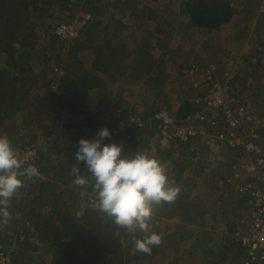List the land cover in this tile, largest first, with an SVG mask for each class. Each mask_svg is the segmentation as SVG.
<instances>
[{
    "label": "rangeland",
    "instance_id": "obj_1",
    "mask_svg": "<svg viewBox=\"0 0 264 264\" xmlns=\"http://www.w3.org/2000/svg\"><path fill=\"white\" fill-rule=\"evenodd\" d=\"M3 1H5L2 3L5 19H8L11 14L19 15L14 28L21 34L20 37L16 36L19 39L12 42V46L17 47L12 51L17 57L21 53L23 54V59H19V61L22 62V65H26L28 62L27 66L32 69L33 77L36 74V80L35 78L34 80L29 79L25 86H23L24 83L17 84V89L12 92V95L15 92V96L11 100L14 105L11 106L13 110L9 111L10 117L0 122L2 127L0 135L7 136L18 151L34 146L43 153L45 162L35 166L39 171H42L39 176L30 179L22 178L23 186L18 189L8 207L11 220L6 224L0 223V243L5 244L18 264H71L72 262L84 264L75 261L72 257L76 255L77 248L80 249L81 245L84 246L88 237L91 238V242L80 250L83 257H86L87 254L89 256L94 248L99 247L98 254L103 253L106 256V258L100 257L103 264H128L129 261L131 264H159L160 259L165 258L164 252L168 251L167 247L174 237L183 239L186 236L187 239H190L189 231L196 229V224L187 223L182 226V224L175 223V220L181 219L178 211L177 215L174 213L178 209L177 202L182 199L190 202L192 197L198 196H203L206 199L212 190L202 191L207 189L204 188L205 185L209 187L214 182L219 183L217 178L209 180V177L212 178L210 173L216 171L227 173L235 165V160H225L226 156L223 155L216 158L205 144L198 147L196 145L181 147L169 153L170 157H164L162 152L157 150V132L153 126L144 130V134L139 133L140 130L138 132L135 130L136 133L131 137H118V139L111 136L110 139L104 141V143L123 145L124 154L128 156L139 152L156 158L165 166L169 182L180 189L176 199L167 202L170 206L166 204L164 206L163 203L153 205L152 231L160 235L161 243L151 246V251L145 253L135 248V240L142 239L144 233L139 230L129 232L126 228L116 225L112 218L98 211L90 203L92 184L94 183L91 178L88 179V183L84 187L74 183L75 177L72 170L77 166L75 150L78 141L82 138L95 139L97 132L104 128L111 131L114 129L116 121H120L124 115H128L130 112L145 117V112L148 114L150 112L147 109L149 106H167L170 109L175 102H181L183 96L185 100L192 99L194 94L189 91V79L186 82L185 77L183 79L176 74L179 69L178 62H185V60L188 62L187 60L191 59L190 53L194 54L195 49L203 51L205 56L212 58L217 63H221L227 55L234 51L229 50L228 52L226 49L215 50L214 48L215 52L210 50L209 53L206 51L209 44L201 37L196 40L194 38L196 42L193 43L186 32L188 31L186 25H183L185 31L181 26L182 20L175 18L176 11L177 15L179 11L181 12L178 17L186 15L185 4L181 0H177L178 3L180 2L179 8L176 6L175 0H134L145 9L147 6L157 9V11L153 9V13L147 10L148 13L143 15V18L148 21L145 27L141 19L137 18L141 15H136V17L129 14L127 15L129 20L126 22V15H111L108 7L96 9L99 7L98 4L86 0H25V3L29 5L26 10L20 7L24 0ZM100 1L106 3L116 0ZM200 1L201 5L207 7L208 10L222 2H229L236 9L231 25H225L219 33L209 31L210 34L221 37V40H228L227 43L235 42L237 47H239V43L241 45L246 43L250 48H254V51H257V45H264V0ZM136 2L135 5H137ZM117 6L120 7L117 8L118 10L116 9L117 13L122 10L129 11L123 2ZM139 7L136 13L142 10ZM86 13L92 14L94 22L97 15H102L101 22L105 26L108 25L110 30H115L113 37H116V41H113L114 43H111L110 47L108 46L109 50L106 52H99L101 51L99 45L97 52L92 47V39L94 42L97 41L96 35H99L97 28L92 25L93 23L90 24L89 31L86 30L76 42H63L54 34L55 27L60 23L74 20ZM115 20L120 23V28L116 26L117 24L115 25ZM96 21L98 22V20ZM34 30L37 33L36 37L31 35ZM24 33L27 35L24 36ZM89 36L91 40L87 39ZM202 37H208V33H204ZM216 43L214 47L219 44L217 41ZM197 45H200V48ZM111 48L119 51H112ZM262 53L264 54V52ZM263 54H256L253 57H261V62L264 63ZM108 58L117 59L118 65L114 66L115 62L113 61L115 60L108 62ZM77 59L81 61V64L76 62ZM243 59L246 62L247 59ZM8 60L11 59L8 58L7 53L0 55V74L7 65L9 67L12 65L17 67L12 69L15 73L13 76H15L20 63L19 61L9 63ZM166 60L177 65L170 64L165 67ZM247 62H249L251 71L248 65L245 66V63L241 67L239 76L245 75V69H247L250 73L261 76L262 80L259 81V77H255V74L251 79L249 76H242V82L239 81L236 87L239 85V93L245 94L246 98L250 95L256 106L264 111V101L261 102V99H264V71L259 70L257 73V70L254 71V67L250 65V59ZM159 64L162 67H159ZM148 67H151L150 73L156 76L162 71L164 73L167 71L169 75H162L161 83L148 81V77L144 76L147 74ZM56 68H59L65 76L64 83L68 80L73 82L72 84L76 82L82 84L84 81L79 80L78 76L83 73L97 74L100 76L99 80L102 81H96L94 76L88 74L85 82L88 84L93 82L91 88L85 92L84 83L83 86L80 85L81 87L77 86L79 90L74 91L73 94L69 93L70 97H66L68 102L62 104L58 99H51V94L54 91V88L51 91V85H54L53 75ZM170 75H174V78H171ZM24 77L27 78V75L24 74ZM201 79V73H199L196 76V81L200 82ZM46 84L50 86L51 90L45 88ZM256 85L258 88L252 90ZM244 87L251 89L254 96L250 92L247 93ZM76 93H79L78 107L70 104L72 96ZM57 94H60L59 90ZM145 95H156L158 101L151 104V98L146 99ZM130 105L134 107L130 108ZM136 105L139 107L135 108ZM116 109L124 110V114L119 116ZM105 118H109L110 121L108 122ZM103 119L107 121V124H100ZM34 137H37L36 140ZM23 142L25 143L22 144ZM221 161L224 163L222 166L218 164ZM78 166L81 168L82 174L87 176V169L83 163ZM199 186L202 190L195 194ZM183 193H186L187 196ZM208 201L209 210L213 209L211 207L213 203L224 202L223 196L219 197L218 195ZM202 211L206 212V210H199L197 213H202ZM190 213L188 212V214ZM62 216L66 220H63ZM163 216L169 221H165L162 225ZM175 216L179 217L175 218ZM50 219H53V222L45 228L43 226H40L39 229L36 228L38 223ZM181 226L183 228H179ZM80 229L89 230L88 237L85 238L79 234L76 239L77 231ZM57 230L61 233H57ZM166 232L168 233L166 234ZM49 233H53L51 240H49ZM95 237L100 239L99 243L94 241ZM54 238L57 239L54 240ZM108 240L118 242L117 245L120 248L117 254L111 253ZM183 244L184 242H182ZM181 250L183 247L180 242L179 246L175 247V251Z\"/></svg>",
    "mask_w": 264,
    "mask_h": 264
},
{
    "label": "built area",
    "instance_id": "obj_2",
    "mask_svg": "<svg viewBox=\"0 0 264 264\" xmlns=\"http://www.w3.org/2000/svg\"><path fill=\"white\" fill-rule=\"evenodd\" d=\"M91 21V13L80 15L74 20L60 23L55 27L54 34L63 42H74L82 37ZM263 47L256 46V50L260 51L257 54L264 52ZM250 57V64L258 63V56ZM199 62L202 65L194 60L184 62L180 68V73L189 79L192 89L201 90L203 94L202 98L195 100L203 109L193 120H178L175 113L166 108H159L146 118L130 112L116 121L113 133L126 137L127 130L151 124L157 132L158 149L164 153L186 147L187 144L197 147L205 144L216 158L227 152L236 157L240 153L235 177L241 178L243 173L246 180L236 193L240 200H247L248 206L244 210L242 225L233 237L242 247L248 264H264V111L237 90L236 82L240 80V70L245 64L243 57L232 52L221 63L203 56ZM199 73L202 79L197 82ZM62 76L63 73L56 68L52 90L49 86L51 91L54 88L53 93L60 89ZM117 113L120 116L124 110L118 109ZM19 154L25 167L35 166L40 158L34 146L20 149ZM0 264H17L4 243H0Z\"/></svg>",
    "mask_w": 264,
    "mask_h": 264
},
{
    "label": "clouds",
    "instance_id": "obj_3",
    "mask_svg": "<svg viewBox=\"0 0 264 264\" xmlns=\"http://www.w3.org/2000/svg\"><path fill=\"white\" fill-rule=\"evenodd\" d=\"M96 137L78 141L77 166L72 170L74 183L84 187L91 178L94 183L90 203L116 225L129 232L144 233L142 239L135 240V248L148 253L151 246L161 243L160 235L152 231L153 205L174 201L180 189L169 182L165 166L156 158L139 152L128 156L123 145L104 143L111 137L107 128L99 130ZM80 163L87 169V176L82 174ZM39 175L34 165L24 166L9 138L0 135V223L11 220L8 207L23 186L22 178Z\"/></svg>",
    "mask_w": 264,
    "mask_h": 264
},
{
    "label": "crops",
    "instance_id": "obj_4",
    "mask_svg": "<svg viewBox=\"0 0 264 264\" xmlns=\"http://www.w3.org/2000/svg\"><path fill=\"white\" fill-rule=\"evenodd\" d=\"M98 2H100L98 5L99 7H96V8H100V9L105 8L106 9L108 7V9L111 12V15H119V14L121 16L126 15V22L129 20V17H127V15L130 14L132 16L141 15L140 17H137V16L136 17L141 19L144 27L148 24L147 19L143 18V15H144L143 10L136 13L137 8L133 7L131 4V3H134V5H135L136 1H134V0H116L113 4L109 1L104 3V2L99 0ZM122 2L129 9V11L125 9L126 12H124L122 10L123 12L120 11L119 13H117L118 12L117 8H120L117 5H119ZM174 2L176 4V6H178V4L180 3V2L178 3L177 0H175ZM136 6L139 7L140 4L137 3ZM179 7L180 6H178V8ZM185 9H186V15H183V17H178L179 14L181 15V12L179 11L178 15H177V11H176V13H175L176 17L175 18L176 19L180 18L179 19L180 21L182 20V23H181L182 27H183V25H186V27L188 28V31H186L184 29V27H183V29L187 32L190 39L193 40V43L196 42V41H194V38L196 40V39H198V37H201L203 40L204 39L206 40L207 44H209V47H206V49H207L206 51H210V50L215 51V50L226 49L228 52H229V50L235 52V50H236L235 53H237L241 57L244 56L243 58H246V59L250 55H255V51L253 50L254 48L253 49H252V47L250 48L249 45H246V43L244 45H241L239 43V47H237V44L235 42L227 43L228 40H225V39L221 40L220 39L221 37H217L214 34L213 35L210 34L209 30H207V29L191 26V19L189 17L188 8L185 7ZM95 17H96V15H95ZM96 20H98V24H99L98 27L96 26L97 31L99 32L98 33L99 35H96L98 37V40L94 42V40L92 39V41H91L93 49L94 48L96 49L95 52L98 51L97 50L98 45H99L98 46L99 50H101L104 47L105 48H108V46L110 47L111 43L113 44L114 43L113 41H116V37L115 38L113 37L115 30H113V29L110 30V28L107 27L108 25L105 26L104 23L101 22L102 15H97ZM96 20H95V23L97 22ZM232 20H233V18H232ZM232 20L227 24V26L232 24ZM115 22H116L115 25L117 24L116 26H118L120 28V23H118V20H115ZM183 23H185V24H183ZM204 33H206V34L208 33V37L203 38L202 35ZM120 35H122V33H120ZM88 39L91 40V38H88ZM216 41L219 44L217 47H214V45L217 44ZM223 43H225V44H223ZM234 46H236L237 48L235 49ZM92 47H90V48H92ZM197 47L200 48V45H197ZM214 48H215V50H214ZM216 48H219V49H216ZM115 50H117V49H112V51H115ZM190 54H191L190 57H192V59H194L193 54L192 53H190ZM261 54H263V53H260V55ZM263 57H264V54H263ZM216 60H220V59H216ZM182 62L183 61L178 62L179 69H178V72L176 74L177 76H180L181 78H183V77L180 75L179 70H180V67H181L180 65ZM165 63H166L165 67L170 66V64L171 65H177V64H172V62L169 63V60H166ZM161 64H162V62H161ZM95 65L98 66V64H95ZM149 66H151V65H149ZM159 67H162V66L159 64ZM249 69L251 71V67ZM150 70H151V67H148L146 69L147 74L144 76L148 77V81H151V82L161 83L160 81H161L162 75H164V74H166V76L169 75L167 73V71L165 73H164V71H162V73H160V74H158V76H156L153 73L151 74ZM256 70H257V73H259L258 72L259 70L264 71V63L261 62V65L259 66V68L255 69L254 71H256ZM158 71H160V70L158 69ZM245 71H246V74L242 75V76L243 77L249 76V79H251L252 75L255 74V73H253V74L249 73V71L247 69H245ZM88 74L91 75V73H88ZM91 76H94L96 81H102V80H99L100 76L97 74L96 75L93 74ZM242 76H241V78H242ZM170 77L174 78V75H170ZM255 77H259V79H260L259 81L262 80L261 76H258L255 74ZM239 81H241V80H239ZM238 88H239V85L237 87V90L240 91ZM255 88H258V86L256 85V87L252 88V90ZM244 89H246V87H244ZM246 92L252 93L251 89H246ZM159 96H161V94H159ZM144 97L146 99L150 97L151 98V104H154V103H156V101H158V99L156 98V95H150V96L145 95ZM183 101H185L184 96H183V99L181 102H175V104L172 106V108L170 107V109L173 111V113H176L178 111V109H179L180 105L183 103ZM262 101H264V99L263 100L261 99V102ZM130 106H131L130 108L134 107L133 105H130ZM138 107H139V105H136L135 108H138ZM160 107H162V106H159V105L149 106L147 108L150 110L149 114L147 112H145V113H146V115L147 114L150 115L152 112L156 111ZM106 119L109 121V118H105V120ZM149 126L151 128L153 125L145 124L142 127L138 128L137 132H138V130H140L139 133L144 134L143 133L144 130H147V128ZM219 129H221V128H219ZM153 134H154V132H153ZM263 136H264V134H263ZM223 156H226L225 160H232V161L236 160L235 165H234V170H230L227 173L221 172V171H216V172L210 173L212 175V178L209 177L210 178L209 180H214L217 178L219 180V183L214 182L215 184L212 183V186H209V187L205 185L204 188H207V189L202 190L201 186H199L197 191H196L197 188L195 189V191H196L195 194H197L198 192H201V190L206 191V192H208V190H212V193L210 195H208V197L206 199L203 196H198L196 198L192 197L190 199V202H188V201L186 202L184 199L177 202V204H178L177 205L178 206L177 211L179 213V216H181V219L175 220V223L176 224H182V226H184L185 223L186 224L188 223V221L185 220L186 219L185 217L187 215L191 219L189 223L196 224V226H195L196 229L189 231V234H190L189 238L190 239H187V237L185 236L183 239L178 238L177 240H175L174 243L176 241L178 243L181 242V247H183V250L173 251L172 249H170V251H165L164 252L165 258L160 259L159 264H172V263H174L173 261H176L175 263H177V264H248L246 261L245 253H243L241 251L240 247L237 245V243L235 242L234 237H233L234 231L237 229L238 226H241L242 219L244 218L243 213L245 210V209H243V208H245V202H244L245 199L240 200L236 191H237V188L241 185V183L244 180H246V178L244 177L243 173H241L242 174L241 178L237 179L235 177V174L238 171V169L236 170V168L238 166V160H240V153H237V157L230 152L224 153ZM218 164L221 166V164H223V163L221 161V162H218ZM198 184H196V185H198ZM183 194L186 195V193H183ZM217 195L219 197L223 196L224 202L220 203V204L213 203L211 205V207L213 209L209 210L210 205L209 204L207 205V202H209L208 200L210 198L217 197ZM184 210H185V213H186V210H187V213L188 212H191V213L186 214V215H185V213H181V211L184 212ZM199 210H206V212L203 213V211H202V213L201 212L197 213V211H199ZM174 213H176V211H174ZM175 218H178V217L175 216ZM165 221H169V220L166 219L165 217L162 218V225L165 223ZM173 222H174V220H173ZM182 226L179 228H183ZM167 233L168 232H166V234ZM182 242H184L183 245H182Z\"/></svg>",
    "mask_w": 264,
    "mask_h": 264
},
{
    "label": "trees",
    "instance_id": "obj_5",
    "mask_svg": "<svg viewBox=\"0 0 264 264\" xmlns=\"http://www.w3.org/2000/svg\"><path fill=\"white\" fill-rule=\"evenodd\" d=\"M86 1H89L90 3L98 4V5L100 3V2H98L99 0H86ZM181 1L183 2V4H185V7L188 8L189 17L191 19V25L193 27H199V28L207 29V30H209V31H211L213 33H219L221 31L222 27H224L225 25H227L232 20V18L235 15V11H236L235 7L231 3H229V2H222L221 4L218 3L217 6L212 7L211 9L208 10L207 7L201 5V1L200 0H181ZM3 2H5V1L0 0V53L1 54L2 53H4V54L7 53L8 58L11 59V60H8V62L10 63V62H14V61H19V59L20 60L23 59V54L22 53H21V55H18V57H17V55L15 56L14 53H13V51H12L13 48H15L14 50L17 49V47L12 46V42L15 39H19L18 37H20V34H21L17 29L14 28V25L16 24L17 18L19 19V15H12L11 14V15H9V18L8 19H5V17H4L5 15H3V9H2V5H3L2 3ZM41 3H43V2H41ZM111 3L113 4L114 2H111ZM139 3H141V2H139ZM131 4H132L133 7L138 8L136 5H134V3H131ZM20 7L22 9L26 10V9L29 8V5L27 3H25V0H24V1L21 2ZM149 8H151V9H149ZM139 9H142L144 14H147L148 13L147 10L150 11L151 13H153L154 10L157 11V9H155V8H153L151 6H147L146 9L143 6V7H140ZM11 13H12V11H11ZM92 23H93L92 24L93 27H96V26L99 25L98 22H96V23L95 22H92ZM89 29L90 28L88 27L87 31H89ZM25 35H27V33L26 34L24 33V36ZM31 35H32V37H36L37 36V33L35 32V30L32 32ZM149 35H150V33H149ZM16 36H18V37L16 38ZM88 38H91V37H88ZM78 40H75L74 42H76ZM261 46H263V45H261ZM106 50H109V49L104 47L99 52H101V53H102V51H105L106 52ZM118 51L119 50H115V52H118ZM258 52H260V51H258V50L255 51V55ZM209 53H210V51H209ZM193 56H194V59H192V57H190L191 59H189V60H194V61L198 62L200 65H202V63L199 62V61H201L202 56L205 57L206 59H212V58H210L208 56H205V54L203 53V51H199L198 49H195ZM250 56H254V55H250ZM250 56L247 58V61H249V59H251ZM110 58H112V57H110ZM110 58H108V60H107L108 62L109 61H112V60H115V61H113V62H115L114 66L118 65V63L116 61L117 59H110ZM1 60H5V59H1ZM189 60H187V61L189 62ZM247 61L245 62L246 63L245 66H247V65L249 66V62H247ZM258 61H259L258 64H255V65L254 64H250V65H252V67H254V69H257L261 65V57L258 58ZM76 62L78 64H81V61L79 59H77ZM19 63L21 64L22 62L19 61ZM183 63H184V61L181 63L180 66H182ZM20 64H19L20 67L18 68L17 73H16L15 76H13V74H15V73L12 71V69H16L17 67L12 66V65H10V67H9V65H7V67H5V69L1 73L2 76L0 74V122H3V121H5V119H7L8 117H10V112L9 111L13 110L11 108V106H14L13 103H11V100L15 96V92H14V95H12V92L17 89L16 88L17 87V84L18 83H24L23 86H25L26 82H29V79L34 80V78H35V80H36V74H35V77H33V74L34 73H33L32 69L27 66L28 65V62H27L26 65L25 64L24 65H22V64L20 65ZM249 68H250V66H249ZM29 73H31V75H29ZM179 73H180V70H179ZM249 73H250V71H249ZM24 74L27 75V78L26 77L23 78V75ZM87 75H88V73H83V74H81V75L78 76L79 77V80L84 81L83 83H84V88H85L84 91L85 92L88 91L91 88V85H92V82H90L89 84L87 82H85V78L88 77ZM180 75L182 76L181 73H180ZM64 77H65L64 75L61 77V83L62 84H61V87L59 89L60 94H57V93H54V94L52 93L51 94V99H56V100L58 99L59 101H61L62 104H66L68 102V101H66V99H68L66 97H70L69 96L70 95L69 93H72L73 94L74 91L79 90V87H77V86H80V85L83 86V83L82 84H77L78 82H76L75 83L76 85H75V84H72L73 82H70L68 80L66 81V83H64V81L66 80V79L64 80ZM240 80H241V77H240ZM185 81L187 82V78H185ZM237 83L238 82H236V84ZM188 87L190 88L189 91H191L194 94V97L192 99H190V100H188V99L185 100L180 105L178 111L175 113L177 119L178 120H181V121H184V122H187L190 119L193 120L194 117H195V115L199 111H201L203 109V107L200 106V104H197L195 102V100H196L197 97L202 98V96H203L202 91L201 90L196 91V90L192 89L191 84L188 85ZM45 88H49V85L46 84ZM252 94L254 96V92ZM47 95H50V94H47ZM78 96H79V93L74 94V96H72L73 98L70 101V104H72V106H74V107H78L77 106ZM247 96H248V94H247ZM250 97L251 96L249 95L248 99H252ZM44 99H45V97H44ZM162 108H166L167 110L173 112L167 106L162 107ZM116 110H118V109H116ZM138 116L140 117V115H138ZM145 116L147 117L148 115H145ZM1 117H3L4 119L3 118L1 119ZM146 117H142L141 116L140 118H146ZM210 118L212 119V117H210ZM107 121H105L103 119L100 122V124H107ZM211 122L214 123L212 120H211ZM200 124H202V123H200ZM206 124L207 123H205V125ZM1 128L2 127L0 126V130H1ZM110 133H111V136H114L116 138L122 136L121 133L118 134V135H115L113 133V129L110 131ZM135 133H136L135 130H130L129 129V130L126 131L125 135H128V136L131 137V135L132 134H135ZM263 134H264V131H263ZM36 138L37 137H34L35 140H36ZM24 143L25 142H23L22 144H24ZM185 146L186 147H189V144H187ZM194 146H195V144H194ZM76 150H75V152H76ZM169 153H172V152L162 153V156H164V157H170ZM42 154L43 153H41L40 150H39L38 151V155H39L40 158L35 163L36 164L35 166H38V164H41V163H44L45 162L44 161V156ZM163 158H161V159H163ZM222 165H224V163L221 164V166ZM231 170H234V166L232 167ZM41 172L42 171H39V173H41ZM244 202H245V208H243V209H246L247 206H248V202H247V200H245ZM161 203H163L164 206H165V204L167 206H170V204L167 203V202H165V203L164 202H161ZM177 210L178 209H176L175 211L177 212ZM181 213H185V210H184V212L181 211ZM186 214H188V213H185V215ZM243 216H244V213H243ZM185 218H186L185 220L188 221V223H189L191 219L187 215H186ZM62 219L63 220H66V218L63 217V216H62ZM52 222H53V219H50V220H47V221L38 223V225H36L37 226L36 228L39 229L40 226H43L45 228L47 225L51 224ZM42 223H44L45 225L42 224ZM158 224H159V221H158ZM241 225H242V222H241ZM240 227L241 226H238L237 229H239ZM235 231H234V233H235ZM57 233H61V231L57 230ZM89 233H90L89 230L80 229L79 231H77V234H76V237L75 238L77 239V237H78L79 234H81L83 237L86 238V237H88ZM234 233H233V236H234ZM51 234H53V233H49V240H51V236H52ZM182 237H183V235H182ZM88 238H86V241L84 243V246L85 247L87 246V243H90L91 242V238H89V239ZM56 239L57 238H54V240H56ZM177 239H178V237H174L173 240H171L172 242L169 243V245L167 247L168 248V251H170V249H172L173 251H175V247L179 246V243L177 241L174 243V241L177 240ZM99 240L100 239L98 237H95V239H94V241L96 243H99ZM108 243L110 245L109 247L111 248V250H110L111 253H116L117 254V252L119 251V248H120L117 245L118 242L116 240H113L112 242L108 240ZM53 244L54 243H52V245ZM84 246L81 245L80 249L77 248L78 251L76 252V255H73V257H72L73 259H75V261L83 262L84 264H103V262L100 259V257L103 256V257L106 258V256L103 253H99L100 255L98 254V252H100L99 247L94 248L93 252L89 253V256L87 254L86 257H83V255H81L82 253H81L80 250ZM96 246H99V245H96ZM109 247L107 246V248H109ZM239 247H240L241 251L244 253L242 247L241 246H239ZM96 253H97V255H96ZM68 255H70V254L68 253ZM13 259L16 262V258L13 257ZM106 260H108V259H106ZM173 262L174 263H172V264H177V263H175L176 261H173ZM64 264H68V263H64ZM71 264H74V263L72 262ZM128 264H131V261H129Z\"/></svg>",
    "mask_w": 264,
    "mask_h": 264
}]
</instances>
